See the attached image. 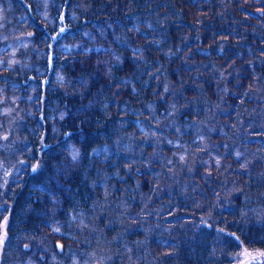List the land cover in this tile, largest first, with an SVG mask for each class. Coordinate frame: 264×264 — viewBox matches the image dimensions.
Returning a JSON list of instances; mask_svg holds the SVG:
<instances>
[{
	"label": "trees",
	"instance_id": "16d2710c",
	"mask_svg": "<svg viewBox=\"0 0 264 264\" xmlns=\"http://www.w3.org/2000/svg\"><path fill=\"white\" fill-rule=\"evenodd\" d=\"M0 248L264 264V0H0Z\"/></svg>",
	"mask_w": 264,
	"mask_h": 264
},
{
	"label": "rangeland",
	"instance_id": "374dc122",
	"mask_svg": "<svg viewBox=\"0 0 264 264\" xmlns=\"http://www.w3.org/2000/svg\"><path fill=\"white\" fill-rule=\"evenodd\" d=\"M0 249H1V248H0ZM258 255H259V253H250V254L248 255V259L251 258V257H254V256H258ZM246 257H247V255H246L245 253H243L242 258H241V261L244 260ZM239 264H244V263L239 262Z\"/></svg>",
	"mask_w": 264,
	"mask_h": 264
}]
</instances>
